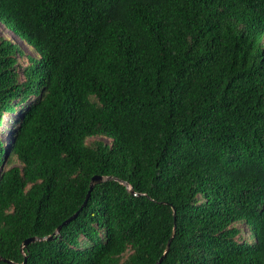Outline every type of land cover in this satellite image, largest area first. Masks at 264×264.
<instances>
[{
  "label": "trees",
  "instance_id": "obj_1",
  "mask_svg": "<svg viewBox=\"0 0 264 264\" xmlns=\"http://www.w3.org/2000/svg\"><path fill=\"white\" fill-rule=\"evenodd\" d=\"M0 23L38 54L0 33V264H264V0H0ZM95 175L118 180L85 203Z\"/></svg>",
  "mask_w": 264,
  "mask_h": 264
},
{
  "label": "rangeland",
  "instance_id": "obj_2",
  "mask_svg": "<svg viewBox=\"0 0 264 264\" xmlns=\"http://www.w3.org/2000/svg\"><path fill=\"white\" fill-rule=\"evenodd\" d=\"M0 33L7 35L11 38H13L24 50L25 56L21 57L20 61L22 63L27 62L28 56L38 57V54L34 50V48L24 42V40H20L17 38V36L12 32L11 29H9L7 26H5L3 23H0ZM17 122V116H6L5 120V132L3 134L4 139L9 140L12 136V132L14 130L15 124ZM104 140H108L107 138H102ZM242 227L248 232L246 226L244 224H241ZM249 233V232H248Z\"/></svg>",
  "mask_w": 264,
  "mask_h": 264
},
{
  "label": "water",
  "instance_id": "obj_3",
  "mask_svg": "<svg viewBox=\"0 0 264 264\" xmlns=\"http://www.w3.org/2000/svg\"><path fill=\"white\" fill-rule=\"evenodd\" d=\"M107 180H118V179H117L116 177H112V176H104V175H95V176L92 177V179H91V185H90V190H89V192H88V194H87V197H86V199H85V203L88 201L89 196H90V193H91V190L93 189L94 185L97 184V183H101V182L107 181ZM124 183H125L126 185H128L127 182H124ZM130 191H131L132 193L137 194V193L134 192L131 188H130ZM174 215H175V212H174ZM174 233H175V227H174L173 235H174ZM173 235H172V237L169 239V241H168V243H167V246H166V250H165L164 255H165V254L168 252V250H169L170 243H171V241H172ZM45 238H47V237L32 236V237L26 239V240L23 242L22 247L27 246L30 242L43 240V239H45ZM48 238H50V237H48ZM161 260H162V259H161ZM161 260H159L157 264H160Z\"/></svg>",
  "mask_w": 264,
  "mask_h": 264
}]
</instances>
